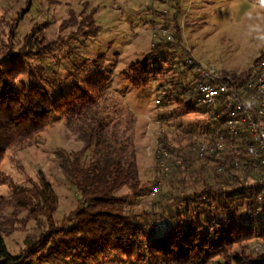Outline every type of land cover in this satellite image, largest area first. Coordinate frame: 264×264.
<instances>
[{
    "label": "trees",
    "instance_id": "trees-1",
    "mask_svg": "<svg viewBox=\"0 0 264 264\" xmlns=\"http://www.w3.org/2000/svg\"><path fill=\"white\" fill-rule=\"evenodd\" d=\"M31 7L28 0L8 41H0L4 57L0 62V164L9 150L36 139L54 118L91 116L92 122L81 127L83 150L58 153L82 198L63 224L55 220L59 198L44 174L37 182L18 186L0 173V185H9L13 191L9 198H0V264H264V251L248 245L251 241L264 244V189L255 183L261 178L259 163L247 156L245 135H229L230 106L224 98L216 108L197 103L198 78L188 65L180 28L162 26L173 41L162 37L121 75L137 89L156 83L161 121L195 111L208 113L211 125L182 128L175 123L189 138L187 144L177 136L159 138L162 148L154 180L162 179V184L151 210L139 214L134 207L141 203L144 185L135 153L125 156L112 150L105 118L95 109L109 88L110 66L115 64L107 68L104 55L81 58L72 47L73 42H84L99 32L94 12L81 15L79 22L71 16L77 31L67 39L51 40L47 24L34 25L15 50L17 26ZM254 65L264 68V54ZM229 74L234 85L244 89L254 71ZM203 136L224 141L222 150L200 159ZM93 145L92 159L83 161ZM238 150V158L249 164L247 171L233 164ZM6 210H11L9 216H4ZM30 221L45 230L38 237H27L25 249L12 255L5 237ZM235 246L240 251L234 252Z\"/></svg>",
    "mask_w": 264,
    "mask_h": 264
},
{
    "label": "rangeland",
    "instance_id": "rangeland-1",
    "mask_svg": "<svg viewBox=\"0 0 264 264\" xmlns=\"http://www.w3.org/2000/svg\"><path fill=\"white\" fill-rule=\"evenodd\" d=\"M31 1V9L17 26L15 50L20 48V41L34 25L47 24L46 34L51 40L67 39L70 33L77 31L73 26L75 23L70 22L71 16L79 22L81 15L94 12L93 20L100 28L99 32L84 42H73L72 47L81 58L96 59L104 55L107 68L110 63L115 64V68L110 66L113 77L109 88L95 109L105 118L107 143L112 150L125 156L135 153L137 158L144 195L140 198L141 203L134 207L135 211L140 214L151 210L156 159L162 148L159 138L177 136L182 144H187L189 138L177 125L182 128L210 126L211 117L208 113L192 111L174 116V121H161L156 83L137 89L127 82L122 72L150 52L154 43L162 38L160 30L165 24L180 28L183 48L192 50L193 57L202 64L225 72L248 71L264 54V0ZM27 3L28 0H0V41H8V35ZM3 59L0 52V62ZM91 122V116L82 120L81 117L72 120L54 118L36 139L9 150L0 164V173L18 186L29 185V180L37 182L39 175L44 174L59 198L55 214L59 225L82 204V198L71 184L58 153L69 155L83 150L81 127ZM94 148L93 145L85 152L83 161L92 159ZM102 152L106 153L105 150ZM12 192L9 185H0V198H9ZM128 193L127 189L123 191L124 195ZM10 213L11 210H6L4 216ZM44 230V226L34 221L20 227L5 237L9 252L20 254L25 249V239L38 237ZM248 245L253 250L264 251V244L259 241H251ZM232 250L240 251L237 246Z\"/></svg>",
    "mask_w": 264,
    "mask_h": 264
},
{
    "label": "built area",
    "instance_id": "built-area-1",
    "mask_svg": "<svg viewBox=\"0 0 264 264\" xmlns=\"http://www.w3.org/2000/svg\"><path fill=\"white\" fill-rule=\"evenodd\" d=\"M160 32L162 37L173 41L167 30L161 29ZM186 52L188 65L194 67L198 78L199 95L197 103L200 106L212 108H216L222 98L229 103L230 111L227 116L229 135L234 138L245 135V139L248 141L244 147L245 152L252 161L259 163L257 170L261 178L258 184L264 189V68L259 70L253 65L249 69L254 71L253 77L243 89L234 85V80L229 72L202 64L193 57L190 49ZM240 74L237 73V75ZM202 140L203 143L198 151L200 159H205L221 151L224 145V141L216 140L213 142V139H207L205 136L202 137ZM230 146L236 147L233 143ZM240 153L241 150L235 152L233 164L236 168L247 171L249 164L238 158ZM160 155L161 153L157 157ZM162 155L167 157L169 153L163 150ZM162 167L164 171L169 169L165 163L162 164ZM221 169L219 167V170ZM154 183L156 185L152 188V196L157 193V187L162 184V179L154 180Z\"/></svg>",
    "mask_w": 264,
    "mask_h": 264
},
{
    "label": "crops",
    "instance_id": "crops-1",
    "mask_svg": "<svg viewBox=\"0 0 264 264\" xmlns=\"http://www.w3.org/2000/svg\"><path fill=\"white\" fill-rule=\"evenodd\" d=\"M191 52H192V50H191Z\"/></svg>",
    "mask_w": 264,
    "mask_h": 264
}]
</instances>
